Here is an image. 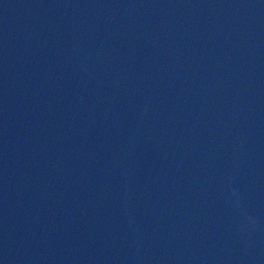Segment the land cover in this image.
<instances>
[{"label":"water","instance_id":"95a60500","mask_svg":"<svg viewBox=\"0 0 264 264\" xmlns=\"http://www.w3.org/2000/svg\"><path fill=\"white\" fill-rule=\"evenodd\" d=\"M0 264H264V0H0Z\"/></svg>","mask_w":264,"mask_h":264}]
</instances>
